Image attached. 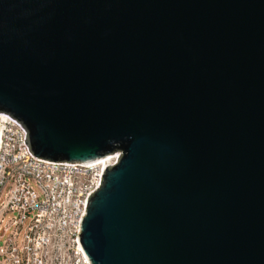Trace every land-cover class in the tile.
<instances>
[{
    "label": "water",
    "instance_id": "water-1",
    "mask_svg": "<svg viewBox=\"0 0 264 264\" xmlns=\"http://www.w3.org/2000/svg\"><path fill=\"white\" fill-rule=\"evenodd\" d=\"M0 111L39 158L123 150L91 264H264V0H0Z\"/></svg>",
    "mask_w": 264,
    "mask_h": 264
},
{
    "label": "built area",
    "instance_id": "built-area-1",
    "mask_svg": "<svg viewBox=\"0 0 264 264\" xmlns=\"http://www.w3.org/2000/svg\"><path fill=\"white\" fill-rule=\"evenodd\" d=\"M29 131L0 111V264H91L80 244L90 197L123 150L84 164L39 158ZM2 239V235L0 236Z\"/></svg>",
    "mask_w": 264,
    "mask_h": 264
},
{
    "label": "rangeland",
    "instance_id": "rangeland-1",
    "mask_svg": "<svg viewBox=\"0 0 264 264\" xmlns=\"http://www.w3.org/2000/svg\"><path fill=\"white\" fill-rule=\"evenodd\" d=\"M7 191H8V188H6V189L2 192V195H1V197H0V204H1L2 200L5 199V196H6V194H7ZM1 235H2V239H0V240H1V242H2V240H3V239L5 238V236H6L4 230L0 232V236H1Z\"/></svg>",
    "mask_w": 264,
    "mask_h": 264
},
{
    "label": "trees",
    "instance_id": "trees-1",
    "mask_svg": "<svg viewBox=\"0 0 264 264\" xmlns=\"http://www.w3.org/2000/svg\"><path fill=\"white\" fill-rule=\"evenodd\" d=\"M117 148H118V147H115L114 150L117 149Z\"/></svg>",
    "mask_w": 264,
    "mask_h": 264
}]
</instances>
